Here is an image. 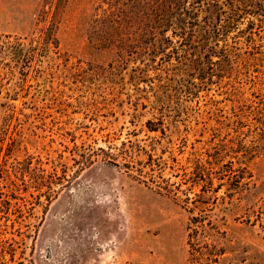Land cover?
I'll use <instances>...</instances> for the list:
<instances>
[{
    "label": "rangeland",
    "instance_id": "374dc122",
    "mask_svg": "<svg viewBox=\"0 0 264 264\" xmlns=\"http://www.w3.org/2000/svg\"><path fill=\"white\" fill-rule=\"evenodd\" d=\"M108 2L0 0V264H264V14L190 63Z\"/></svg>",
    "mask_w": 264,
    "mask_h": 264
},
{
    "label": "trees",
    "instance_id": "16d2710c",
    "mask_svg": "<svg viewBox=\"0 0 264 264\" xmlns=\"http://www.w3.org/2000/svg\"><path fill=\"white\" fill-rule=\"evenodd\" d=\"M108 2L106 21L113 28L112 41L119 51L147 53L156 51L166 43V36L177 39L185 53V61L194 51L190 63L217 46L219 38L233 29L246 16L264 14V0H111ZM212 45V46H211ZM21 43L1 40L0 54L20 49ZM13 53V52H12ZM13 54H19L14 51ZM19 58V57H18Z\"/></svg>",
    "mask_w": 264,
    "mask_h": 264
}]
</instances>
